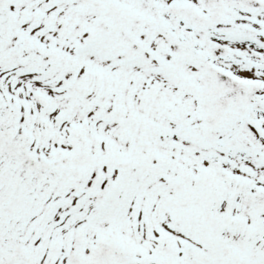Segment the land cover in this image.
I'll return each mask as SVG.
<instances>
[{
  "label": "snow or ice",
  "instance_id": "obj_1",
  "mask_svg": "<svg viewBox=\"0 0 264 264\" xmlns=\"http://www.w3.org/2000/svg\"><path fill=\"white\" fill-rule=\"evenodd\" d=\"M0 264H264V0H0Z\"/></svg>",
  "mask_w": 264,
  "mask_h": 264
}]
</instances>
